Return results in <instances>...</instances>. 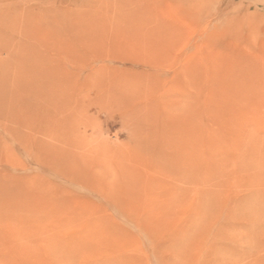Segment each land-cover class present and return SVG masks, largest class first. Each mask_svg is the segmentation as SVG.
<instances>
[{
  "label": "rangeland",
  "instance_id": "374dc122",
  "mask_svg": "<svg viewBox=\"0 0 264 264\" xmlns=\"http://www.w3.org/2000/svg\"><path fill=\"white\" fill-rule=\"evenodd\" d=\"M263 79L264 0H0V264H264Z\"/></svg>",
  "mask_w": 264,
  "mask_h": 264
},
{
  "label": "bare ground",
  "instance_id": "6f19581e",
  "mask_svg": "<svg viewBox=\"0 0 264 264\" xmlns=\"http://www.w3.org/2000/svg\"><path fill=\"white\" fill-rule=\"evenodd\" d=\"M56 13L58 14V12H56ZM59 13H60V12H59ZM63 15L66 16V14H63ZM55 16H56V14H55ZM57 16H58V15H57ZM47 24H48V23L45 22V23H41V24H39V25H36V29H34V30H32V31H29L31 35H30L29 32H28V34L30 35L28 39H30L32 35H35V38H36V36H39V37L41 36L42 39H43V41H45V39L48 40V38L56 37V36L59 34L60 31H59L58 29H53V28H51V27H50L49 25H47ZM68 29H69V28H68ZM27 30H28V29H27ZM27 30H26V31H27ZM29 30H30V29H29ZM79 31H81V30H79ZM69 32H70V31H69ZM84 32H85V30H84ZM78 33H79V32H78ZM80 33H81V32H80ZM26 34H27V32H26ZM26 34H25V35H26ZM44 34H45V35H44ZM70 34H71V33H70ZM67 35H68V34H67ZM76 35H77V34H76ZM76 35H75V36H76ZM46 36H48V38H47ZM62 36H63V35H62ZM83 36H84V35H83ZM27 37H28V36H27ZM45 37H46V38H45ZM79 37H80V36H78V38H79ZM35 38H34V39H35ZM67 38H68V37H67ZM74 38H75V37H74ZM76 38H77V37H76ZM31 39H32V38H31ZM42 39H41V41H40L41 44H42ZM86 39H87V38H86ZM35 40H38V41H39L40 38L38 39V37H37ZM65 40H66V38H65ZM72 40H73V38H72ZM63 41H64V40H63ZM73 41H74V40H73ZM73 41H72V42H73ZM80 41H81V40H80ZM87 41H88V40H87ZM53 42H54V41H53ZM81 42H82V41H81ZM84 42L87 43L85 40H83V43H84ZM64 43H66V42H64ZM74 43H77V44H78V42H74ZM55 44H56V42H55ZM55 44H54V46H56ZM68 44H69V43H68ZM68 44H67V45H68ZM89 44H90V42H88V45H89ZM94 44H95V43H94ZM67 45H65V47H66ZM84 45H85V44H84ZM91 45H92V44H91ZM95 45H96V44H95ZM98 45H99V44H98ZM98 45H96V46H98ZM44 46H45V45H44ZM57 46H58V44H57ZM57 46H56V47H57ZM73 46H74V45H73ZM79 46H80V45H79ZM86 46H87V45H86ZM89 46H90V45H89ZM96 46H95V47H96ZM48 47H49V46H48ZM48 47H47V49H52V50H53L52 46H51L50 48H48ZM56 47H55V48H56ZM61 47H62V46H61ZM68 47H69V46H68ZM70 47H71V46H70ZM57 48H58V47H57ZM57 48H56V51H57ZM92 48L94 49V47H92ZM98 48H99V47H98ZM62 49H63V48H62ZM67 49H68V48H67ZM86 49H87V48H86ZM88 49H90V48L88 47ZM93 49H92V50H93ZM58 50H60V49H58ZM47 51H48V50H47ZM50 51H51V50H50ZM50 51H48V52H50ZM32 54H34V53H32ZM35 54H38V55L40 54V55H41V53H35ZM38 55H37V56H38ZM40 55H39L38 57H40ZM44 55H45V54H44ZM42 56H43V55H42ZM45 56H46V55H45ZM45 56H44V57H45ZM33 57H35V56H33ZM44 57H43V58H44ZM27 58H29V57H26V59H27ZM43 58L40 57V59H43ZM40 59L36 57L34 61L31 60V61H33V62L30 61V62H31V65H30V66L34 69V70L31 69V71L33 70V71L35 72V70H37V68H39L40 66L43 65V64L40 65V63L43 61V60L41 61ZM28 60H30V59H28ZM28 60H27V62H29ZM45 60H47V59H45ZM49 60H50V59H49ZM40 61H41V62H40ZM17 63H18V62H17ZM22 63H23V61H22ZM42 63H43V62H42ZM44 64H45V63H44ZM51 64H52V63H51ZM45 65H46V64H45ZM52 66H53V65H52ZM52 66H51L50 68H52ZM19 67H20V66H19ZM19 67L17 66V69H16V67H15V70H17V72H16L17 74L14 76V80H13L14 83L12 84V85H15V86H14V89H15V90H14V89H12L13 91L8 90V91H10L9 94H10V96L13 98V101L11 102V105H10V103H9V105L11 106V108H10V110H8V111L6 112L7 114L14 113V110L18 109L19 100H17V97H19V95H20L19 93H20L23 89H24V90L27 89V90L31 91V88H30V87L26 88L25 85H24L25 82H23V80L26 79L25 76H21V74H22L23 72H25V71H23V72H22V71H19V69H20ZM45 67H46V66H45ZM22 68H23V67H22ZM40 68H41V67H40ZM42 68H43V67H42ZM47 68H48V67H47ZM50 68H49V69H50ZM23 70H24V69H23ZM25 70H26V69H25ZM39 70H40V71H41V70L43 71V69H39ZM52 70H53V69H52ZM52 70H49V72L52 71ZM54 70H55V69H54ZM40 71H38L39 74L42 73V71H41V72H40ZM47 71H48V70H47ZM47 71H46V72H47ZM69 71H70V69H69ZM34 72H32V73L34 74ZM46 72H45V73H46ZM26 73H27V72H26ZM30 73H31V72H30ZM50 73H52V72H50ZM43 74H44V71H43ZM43 74H42V76H44ZM36 75H37V73H36ZM47 75H49V74H47ZM47 75H46V76H47ZM26 76H27V75H26ZM32 76H35V75H32ZM37 76H38V75H37ZM37 76H36V79H35V80H38V78L41 79V77H42V76H41V77H38V78H37ZM49 76H50V75H49ZM27 77H30V75L27 76ZM47 77H48V76H47ZM47 77H46V78H47ZM30 78H31V77H30ZM33 78H34V77H33ZM48 79H49V77L47 78V80H48ZM33 80H34V79H32V81H33ZM43 80H44V77H43ZM43 80H42V81H43ZM263 80H264V79H263ZM26 81H27V79H26ZM42 81H41V85H43V84H42ZM45 81H46V80H45ZM30 82H31V81H30ZM33 82H34V81H33ZM37 82H38V81H37ZM5 83H6V82H5ZM21 83H22V84H21ZM0 84L3 85L4 83H0ZM36 84H37V83H36ZM36 84H35V86H36ZM45 84H46V83H45ZM5 85H6V84H5ZM16 85H18L17 88H15ZM39 85H40V84H39ZM41 85H40V86H41ZM29 86H32V85H29ZM37 86H38V85H37ZM11 87H12V86H11ZM43 87H44V86H43ZM5 88H6V87H5ZM38 88H39V87H38ZM41 88H42V87H41ZM44 88H45V87H44ZM208 89H209V88H208ZM5 90H6V89H5ZM5 90H4V91H5ZM17 90H18V91H17ZM35 90H36V89L33 90L34 94H35V95H40V93H35V92H36ZM39 91H40V90H39ZM1 92H2V91H1ZM40 92H41V91H40ZM30 93H31V92H30ZM9 94H6L5 92H3V93L1 94L2 104L4 103V100H5L4 97H7V95H9ZM22 95H23V94H22ZM22 95H21V96H22ZM219 97H220V96H219ZM214 98H215V97H214ZM3 99H4V100H3ZM260 104H261V102H260ZM7 107H8V105H7ZM14 108H15V109H14ZM2 109H3V108H2ZM2 109H1L0 115H3L4 110H2ZM12 109H13V110H12ZM50 109H51V108H50ZM258 110H259V109H258ZM16 111H17V110H16ZM259 111H260V110H259ZM60 112H61V110H60ZM257 112H258V111H257ZM22 116H23V115H22ZM44 119H45V118H44ZM65 123H66V122H65ZM185 124H186V123H185ZM48 125H49V124H48ZM67 125H68V124H67ZM7 127H8V126H7ZM34 129H35V128H34ZM44 129H45V128H44ZM179 129H180V128H179ZM181 129H183V128H181ZM51 130H52V129H51ZM47 131H48V130H47ZM42 132H43V131H42ZM50 132H51V131H50ZM176 133H177V132H176ZM182 133L184 134L183 131H182ZM182 133H181V134H182ZM178 134H179V133H178ZM187 135L189 136V134H187ZM52 136H53V135H52ZM178 136H179V135H178ZM181 136H182V135H181ZM188 136H187V138H188ZM184 140H185V139H184ZM185 141H186V140H185ZM182 142H184V141H182ZM187 142H188V140H187ZM184 143H185V142H184ZM184 143H183V144H184ZM65 149H66V148H65ZM171 149H172V148H171ZM171 149H170V150H171ZM54 150H55V149H54ZM172 150H173V149H172ZM175 150H176V149H175ZM63 151H65V150H63ZM168 151H169V150H168ZM168 151H167V152H168ZM53 152H55V151H53ZM173 152H174V151H173ZM61 153H62V152H61ZM69 153H70V152H69ZM169 154H170V153H169ZM170 155H171V154H170ZM170 155H169V156H170ZM174 155H175V154H174ZM176 155H177V154H176ZM165 156H167V155H165ZM166 158H167V157H166ZM166 158H165V159H166ZM168 158H169V157H168ZM176 158L178 159L179 157L177 156ZM169 159H171V158H169ZM172 159H173V158H172ZM174 159H175V158H174ZM184 159H185V158H184ZM70 160H71V159H70ZM179 160H180V159H179ZM174 161L177 162L176 160H174ZM66 162H67V161H66ZM165 162H166V161H165ZM170 163H171V162H170ZM172 163H174V162H172ZM158 164H159V163H158ZM177 164H178V163H177ZM171 165H172V164H171ZM118 166H120V165H118ZM124 166H125V165H124ZM167 166H168V164H167ZM172 166H173V165H172ZM184 166H185V165H184ZM122 168H123V167H122ZM175 168H176V167H175ZM163 170H164V169H163ZM171 170H172V169H171ZM135 172H136V171H135ZM156 172H157V170H156ZM162 172H163V171H162ZM128 173H130V172H128ZM163 173H164V172H163ZM172 173H173V172H172ZM161 174H162V173H161ZM62 175H63V174H62ZM123 175H124V173H123ZM123 175H122V176H123ZM125 175H126V174H125ZM130 175H132V174H130ZM66 176H67V175H66ZM126 177H127V176H126ZM137 177H138V176H137ZM139 177H140V176H139ZM122 178H124V177H122ZM116 186H117V185H116ZM137 191H138V190H137ZM42 198H43V197H42ZM40 199H41V197H40ZM84 219H85V218H84Z\"/></svg>",
  "mask_w": 264,
  "mask_h": 264
}]
</instances>
